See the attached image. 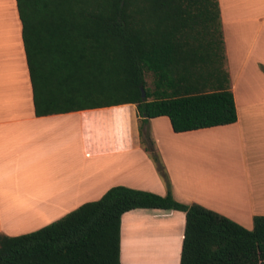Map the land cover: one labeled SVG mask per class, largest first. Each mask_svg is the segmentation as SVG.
<instances>
[{"label": "trees", "instance_id": "obj_1", "mask_svg": "<svg viewBox=\"0 0 264 264\" xmlns=\"http://www.w3.org/2000/svg\"><path fill=\"white\" fill-rule=\"evenodd\" d=\"M16 6L35 115L135 104L141 143L166 193L114 185L34 231L0 233V264H121V216L137 208L184 212L179 264H264V215L247 229L176 200L145 129L161 115L174 132L236 121L218 0H16Z\"/></svg>", "mask_w": 264, "mask_h": 264}, {"label": "crops", "instance_id": "obj_2", "mask_svg": "<svg viewBox=\"0 0 264 264\" xmlns=\"http://www.w3.org/2000/svg\"><path fill=\"white\" fill-rule=\"evenodd\" d=\"M218 3L236 121L174 132L161 115L145 129L176 200L251 229L253 217L264 215V0ZM114 185L166 193L141 143L135 104L36 116L16 0H0V222L3 207L22 206L29 221L50 223ZM169 221L184 228V212L123 213L120 263L150 262L145 253L133 255L135 244L140 237L144 249L158 250ZM0 233L13 236L1 223ZM178 235L167 249L164 239L155 264H179L183 229Z\"/></svg>", "mask_w": 264, "mask_h": 264}, {"label": "rangeland", "instance_id": "obj_3", "mask_svg": "<svg viewBox=\"0 0 264 264\" xmlns=\"http://www.w3.org/2000/svg\"><path fill=\"white\" fill-rule=\"evenodd\" d=\"M146 80H147V84L148 85H151V76L148 73H146ZM3 211H4V215H3V217H1L2 222H0V223L2 225H4V226H7L8 228H10L12 235H19V234H22V233L31 232V231H34V230H36V229H38V228H40V227L48 224V223H44L43 222L44 219H41L40 221H37V222L36 221H29V218L30 217L27 216L24 213L25 208H23L22 206L21 207H17V206H6V207H3ZM169 222L171 224H173V225H171V224H167V225L164 224L163 225L165 227H162V229L164 228L163 229V237L161 239V245H159L158 250H156L154 247L148 246V245H147L148 247L147 246L146 247L147 248H150L151 247V251H149L147 248L144 249V247L141 246V244L144 241V239H142V238L139 237L138 241L135 244L137 246V248L133 251V255L135 256L136 253H137V255H139L140 253H145L146 255H148L147 258H150V262L149 261H146V260L139 259V262L141 264H155V262L157 261V258H156V255L155 254L158 253V252H160V247L162 248V251L164 252L165 251V248L167 249V247L170 246V245H168L169 242H172L173 243V242H175L174 240H176L177 237H179L178 234L182 231L183 224H181L179 221L178 222H176V221H172V222L169 221ZM38 225H40V227H38ZM29 229H32V230H29ZM164 239H165V244H164L165 245V248L163 247V241H164ZM143 259H145V257H143Z\"/></svg>", "mask_w": 264, "mask_h": 264}, {"label": "water", "instance_id": "obj_4", "mask_svg": "<svg viewBox=\"0 0 264 264\" xmlns=\"http://www.w3.org/2000/svg\"><path fill=\"white\" fill-rule=\"evenodd\" d=\"M142 94L144 95V92L142 91Z\"/></svg>", "mask_w": 264, "mask_h": 264}]
</instances>
